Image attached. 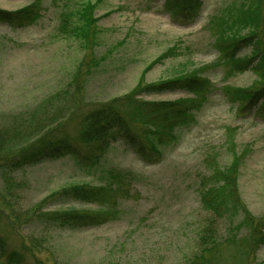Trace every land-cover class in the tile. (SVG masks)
<instances>
[{
    "label": "rangeland",
    "instance_id": "rangeland-1",
    "mask_svg": "<svg viewBox=\"0 0 264 264\" xmlns=\"http://www.w3.org/2000/svg\"><path fill=\"white\" fill-rule=\"evenodd\" d=\"M36 2L42 10L36 22L11 26L0 21V130L26 137L30 129L21 121L40 114L46 99L75 77L79 64L77 91L85 102L78 116L59 126L76 141L75 154L14 172L20 184L12 194L5 192L0 174V235L7 250L20 253V264H186L201 249L199 236L212 220L220 241L206 264H264L257 230L264 224V110H243L233 95L235 89L255 90L264 81L256 69L234 66L251 56L253 46H231L248 33L238 21L250 9L254 14L260 9L262 17L264 0H195L192 13L176 15L180 22L170 13L173 0H0V9L18 11ZM81 3L96 5L97 21L86 41L73 30L60 32L61 15ZM259 37L264 40V34ZM235 54L238 59H232ZM193 74L209 78L212 85L202 95V106L177 122L166 118V111L156 113L159 121L151 129L157 133L140 122L131 125L150 147L153 139L160 153L144 148L145 159L117 132L103 142L78 141L89 110L105 105L126 109L125 96L138 86L139 100L176 102L187 94L148 93L145 87ZM239 156L235 186L242 207L228 206L220 218L201 203V179L208 181L213 170L224 169ZM114 170L130 178L124 183L128 192L118 196L112 191L104 206L46 202L51 193L71 184L101 185ZM12 207L35 213L30 220L12 223L7 214ZM68 208L105 210L110 216L101 225L75 230L42 220ZM1 256L0 264H7Z\"/></svg>",
    "mask_w": 264,
    "mask_h": 264
},
{
    "label": "trees",
    "instance_id": "trees-1",
    "mask_svg": "<svg viewBox=\"0 0 264 264\" xmlns=\"http://www.w3.org/2000/svg\"><path fill=\"white\" fill-rule=\"evenodd\" d=\"M194 2L195 0H173L170 13L173 16H176L179 12L184 14L192 13L194 10L191 9V5ZM39 6L40 4L36 2L18 11L0 9V21L11 26L18 25L17 22L21 25L32 24L42 14V10L38 8ZM95 8L96 5L94 3L91 5L81 3L73 10L64 12L61 15L62 24L60 32L64 34L73 30L78 37L81 35L84 37V41L88 40L91 37L89 35L91 27L97 21L93 15ZM252 12L254 10L250 9L249 14H246L244 19L238 21V23H241L240 25L243 29H248V33L237 37L231 44L232 48L234 46L252 45L251 56L235 61L234 66L240 71L252 67L259 74V79H263L264 81V40H261L259 37L260 34H264V14L262 17L260 16V9H257L255 14ZM261 21L262 24L260 25ZM242 28L238 30V36L241 35ZM220 44L225 48L224 41H220ZM236 57L238 56L235 54L232 59L239 58ZM93 61V59L89 61L90 67ZM80 70H82V64H79L74 74L75 77L71 78L70 83L64 86L60 90V93L50 95L46 99L44 104L47 103V106L46 108L42 107L44 109H42L40 114H33L23 121L18 120V122L21 121L23 124H26L25 129H30V133L26 134V137L15 138L16 133L19 134V132L14 130L8 131L6 129L0 130V174L5 179L4 190L6 193L12 194L14 186L20 184L14 179V172L49 160H55L66 154H75L74 145L76 141L60 130L59 126L61 121L78 116L79 109H81L85 102L80 98V94L77 91L80 85L77 80V74ZM141 89L138 86L132 93L125 96L127 100L126 109L118 108V110L113 105H105L89 110L81 120L77 135L78 141L83 144L103 142L108 134L117 132L123 136L128 145L137 154L148 159L149 156L144 148L150 149L154 153L157 152L156 154L160 153V151L155 147L153 139L149 138V142L152 145L150 147L142 137L143 134L135 133L131 128L132 123H143L149 129L148 132L157 133L156 129L153 131L151 129L152 127L156 128V124L159 121L156 113L166 111V118H172L174 122L180 121L186 114L203 105L202 100L204 96L202 97V95L203 93L208 94L212 89V85L209 78L193 74L180 78L174 77L145 87V91L148 93L181 90L187 94L186 97H181L176 102H148L139 100L137 96L142 94ZM233 95L234 99L240 101L241 109L243 110L250 106H257L259 110H264V84L255 90L235 89ZM49 105L53 107V110L47 108ZM62 111L64 114L61 113ZM65 122H63V125H65ZM241 158L242 156H239V159H235L224 169L217 168L213 170L208 181H206L205 177L201 179V184L203 185L200 188L201 203L205 209L213 212L216 211V215L220 218L223 217L228 206H233L237 209L242 207L237 197V186H235ZM87 159L89 160V157ZM125 181H130V178L122 172L114 170L109 172L108 178L101 185L90 183L71 184L51 193L45 199L46 202L50 200H71L83 203H96L104 206L108 197L112 196V191H118V196L126 195L128 189L127 184H124ZM7 214L10 217L9 220L16 224L23 220H30L33 216L32 213L29 214L28 212H16L13 207L8 210ZM109 216L110 213L105 210L84 212L76 208H68L65 210H55L46 216H42V220L49 222L52 227L75 230L101 225L109 219ZM216 224L217 221L210 220L208 222L199 236L201 249L194 253L186 264L207 263L213 248L220 241V237L217 235L218 228ZM262 228H264V224L260 228H257L259 230V233L257 232L258 240L261 244L264 243V231H262ZM30 243H33L35 247L39 246V243L35 240H30ZM1 255L6 256L7 264H20L21 262V259L17 258V255H20L19 252L7 250L6 241L2 235H0V257H2ZM34 256L36 255L34 254Z\"/></svg>",
    "mask_w": 264,
    "mask_h": 264
},
{
    "label": "bare ground",
    "instance_id": "bare-ground-1",
    "mask_svg": "<svg viewBox=\"0 0 264 264\" xmlns=\"http://www.w3.org/2000/svg\"><path fill=\"white\" fill-rule=\"evenodd\" d=\"M191 10V9H190Z\"/></svg>",
    "mask_w": 264,
    "mask_h": 264
}]
</instances>
